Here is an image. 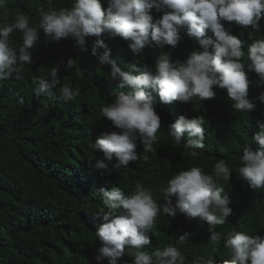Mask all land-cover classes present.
I'll return each mask as SVG.
<instances>
[{
	"label": "trees",
	"instance_id": "obj_1",
	"mask_svg": "<svg viewBox=\"0 0 264 264\" xmlns=\"http://www.w3.org/2000/svg\"><path fill=\"white\" fill-rule=\"evenodd\" d=\"M100 2L106 10L108 0ZM72 4L73 0H7L6 7L0 9V25L13 23L17 14H24L30 18V26H38L41 10L71 8ZM150 14L154 22L162 15L155 9ZM221 23L242 41L245 52L255 40L264 39V15L257 28L243 27L235 21ZM206 35L215 39L210 30ZM179 36L175 47L150 42L137 56L122 37L105 35L104 40L121 70L140 74L145 68L154 73L162 53H168L173 61H185L193 51L200 50L198 39L190 37L185 29L179 30ZM95 40V36L87 37V50L81 51L71 37L53 40L40 29L30 50L32 63L0 81V264H88L92 257L87 249L94 243V227L103 222L96 214L102 207L106 209L97 192L100 187H120L131 194L140 183L162 203L160 189L174 175L194 166L214 174L219 159L231 169L229 181L221 179L220 183L232 214L215 230L224 237L233 231L264 236V188L251 189L238 172L243 148L260 147L252 137L259 131L258 122H264V102L258 99L264 93V82L247 68L249 61L242 58L250 81L249 99L256 104L254 110H235L226 89L218 86H214V98L171 103L162 102L156 91L148 89L161 120L153 151L145 153L137 137L136 161L117 169L114 158L105 161L107 167L97 169L95 161L88 159L93 153L91 145L105 131H120L101 109L114 101V94L130 89L120 87L119 81L111 78L110 66L100 65L91 55ZM10 43L18 49L22 33H11ZM69 58L75 60L70 69L66 68ZM54 66L59 69L60 85L52 93L37 94L34 90L38 80L48 79ZM64 85L79 92L74 101L61 99L60 88ZM181 115L205 119V148L197 149L196 157L185 146L191 139L186 133L177 144L169 132V125ZM95 155L103 158L102 153ZM145 155L147 160L143 159ZM171 199L175 204L176 198ZM208 227L199 217L188 218L178 210L175 216L160 214L148 233L151 243L144 250L151 253L177 246L178 238L187 233L188 240L179 245L183 264H194L200 258L230 259L224 237L215 249L210 244ZM130 252L126 246L118 264H132Z\"/></svg>",
	"mask_w": 264,
	"mask_h": 264
},
{
	"label": "clouds",
	"instance_id": "obj_2",
	"mask_svg": "<svg viewBox=\"0 0 264 264\" xmlns=\"http://www.w3.org/2000/svg\"><path fill=\"white\" fill-rule=\"evenodd\" d=\"M6 4L7 0H0V9ZM152 9L162 13L155 22L150 14ZM262 15L264 0H108L106 10L100 0H73L71 8L41 10L38 26H30L27 15L17 14L13 23L0 25V81L19 72L21 66L32 63L30 50L40 36V29L53 40L71 37L81 51L87 50L86 38L95 36L91 55L100 65H109L111 78L130 91L114 94V101L101 109L103 116L120 131L103 132L91 145L93 153L88 159L95 161L94 166L100 169L107 167L105 161L115 158L114 168L121 169L138 159L137 137L141 138L145 153L152 152L158 140L161 120L148 89L156 91L162 102L171 103L214 98V86H218L226 89L235 110L249 113L255 109L256 104L249 99L250 81L242 58L249 61L247 68L264 82V39L255 40L245 52L242 41L230 34L221 20L257 28ZM181 28L198 39L200 50L193 51L185 61H173L168 53H162L154 73L147 68L140 74L121 70L111 58L104 40L105 35L122 37L128 41L133 56H137L150 42L160 47H175ZM209 30L215 39L206 35ZM14 31L22 33L18 49L10 43V34ZM74 66L75 60L69 58L66 68ZM58 72V67H52L49 78L39 79L34 91L52 93L61 83ZM78 95L79 92L68 85L60 88V97L65 102L74 101ZM258 99L264 102V93ZM204 124L202 116L189 119L181 115L169 125V132L177 144L186 133L191 139L185 146L191 150L190 155L196 157L199 155L196 150L205 148ZM258 126L259 131L252 139L260 147L256 150L244 147L238 167V172L255 191L264 188V122H258ZM97 152L102 153L103 158L97 159ZM143 159L147 160V155ZM230 174L231 169L224 159L214 164V174L195 166L182 170L160 189L162 203L140 183L131 194L120 187L110 190L100 187L97 192L107 211L102 207L96 214L103 222L94 227V243L87 249L91 250L92 257L88 264H118L126 246L133 256L132 264H183L179 245L188 240L187 233L178 238L177 246L169 245L151 253L144 250L151 243L148 233L157 217L160 214L175 216L177 210L208 224V239L215 249L224 237L215 230L216 226L225 224L232 214L229 198L222 195L220 183L221 179L228 182ZM172 197L176 198L175 204ZM224 247L230 250V259L200 258L194 264H264V236L229 232L224 237Z\"/></svg>",
	"mask_w": 264,
	"mask_h": 264
}]
</instances>
